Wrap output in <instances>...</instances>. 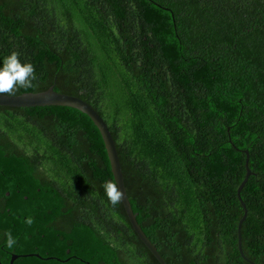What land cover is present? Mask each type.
Returning a JSON list of instances; mask_svg holds the SVG:
<instances>
[{
	"label": "trees",
	"instance_id": "trees-1",
	"mask_svg": "<svg viewBox=\"0 0 264 264\" xmlns=\"http://www.w3.org/2000/svg\"><path fill=\"white\" fill-rule=\"evenodd\" d=\"M12 52L36 79L10 96L55 86L106 121L167 264H248V150L243 249L264 264V0H0V62ZM108 181L87 115L0 106L2 264H160Z\"/></svg>",
	"mask_w": 264,
	"mask_h": 264
},
{
	"label": "water",
	"instance_id": "water-1",
	"mask_svg": "<svg viewBox=\"0 0 264 264\" xmlns=\"http://www.w3.org/2000/svg\"><path fill=\"white\" fill-rule=\"evenodd\" d=\"M0 106L13 107V108L67 107L78 110L81 113L87 115L92 120V122L97 127V129L99 130L102 136L108 154V158L110 161L114 180L118 184V188H121V190L123 191V196L121 200L131 225L133 226L135 232L137 233L141 241L146 245V247L153 254V256L159 261V263L167 264L166 261L161 256V254L159 253L158 248L147 237V235L141 228L140 224L138 223L137 217L133 211L132 204L128 197V192L125 185L124 173L122 170V165L117 150V146L112 136V133L106 121L103 119V117L89 103L76 96L58 93L55 90V86H52L47 91H43L39 93H25L19 96L0 94ZM244 153L246 154V163H245L246 177L237 190L238 199L244 210L243 217L241 218L238 224V249L241 257L248 264H255V262L250 260L245 255L243 249V239H242V227L249 213L248 208L242 199V191L245 188L246 184L248 183L249 179L254 175V172L250 169L249 166L250 153L248 150H245ZM30 256L32 255H26L24 257H30ZM37 257L40 256L37 255ZM17 258L18 256H14L11 261V264H14V261ZM0 264H2L1 260H0Z\"/></svg>",
	"mask_w": 264,
	"mask_h": 264
},
{
	"label": "clouds",
	"instance_id": "clouds-1",
	"mask_svg": "<svg viewBox=\"0 0 264 264\" xmlns=\"http://www.w3.org/2000/svg\"><path fill=\"white\" fill-rule=\"evenodd\" d=\"M36 79L35 66L30 62H22L17 52H12L0 62V94L14 95L21 87H29ZM105 194L109 202L115 206L123 196L118 184L108 181L104 184ZM17 244L11 232L6 236V247L12 248Z\"/></svg>",
	"mask_w": 264,
	"mask_h": 264
}]
</instances>
